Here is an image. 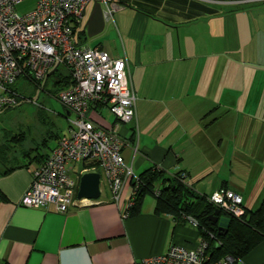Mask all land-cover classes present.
<instances>
[{"label":"crops","instance_id":"crops-1","mask_svg":"<svg viewBox=\"0 0 264 264\" xmlns=\"http://www.w3.org/2000/svg\"><path fill=\"white\" fill-rule=\"evenodd\" d=\"M39 1L21 0L16 11L26 14ZM221 2L236 7L222 10L215 0H113L100 4L103 29L88 36L91 3L75 39L126 62L135 117L118 130L129 144L124 160L134 176L152 166L168 176L182 171L198 194L209 196V187L210 195L232 191L254 211L264 199V15L251 14L244 0ZM93 111L97 124L116 125L106 107ZM65 135L27 140L29 160L10 174L2 175L0 164V264H138L171 245H198L196 226L156 215L155 198L146 195L140 213L127 217L133 178L116 201L107 179L102 191L99 169L88 163L69 173L79 185L83 171L98 172L97 200L84 199L65 213L20 206L34 172ZM236 264H264V241Z\"/></svg>","mask_w":264,"mask_h":264},{"label":"built area","instance_id":"built-area-1","mask_svg":"<svg viewBox=\"0 0 264 264\" xmlns=\"http://www.w3.org/2000/svg\"><path fill=\"white\" fill-rule=\"evenodd\" d=\"M112 1L40 0L32 11L19 14L16 5L21 0H0V113L17 105L20 97L13 85L19 78L41 91L47 76L58 66L64 67L72 78V85L55 97L68 113L69 132L34 172L20 206H54L65 213L84 202L76 199L78 183L69 173L75 164H97L116 201L125 181L137 180L124 160V149L129 144L118 130L120 124L135 117V96L126 62L112 59L97 48L79 45L75 39L85 8L91 3ZM97 106L106 107L116 125L104 128L97 124L93 119ZM209 201L229 217L240 219L246 212L241 196L232 191L217 190ZM206 247L201 240L192 249L171 245L166 253L138 264L234 263L231 256L207 263Z\"/></svg>","mask_w":264,"mask_h":264},{"label":"trees","instance_id":"trees-1","mask_svg":"<svg viewBox=\"0 0 264 264\" xmlns=\"http://www.w3.org/2000/svg\"><path fill=\"white\" fill-rule=\"evenodd\" d=\"M48 85L47 93L56 97L61 90L72 85L71 75L64 67L58 66L47 76L42 90ZM14 107H8L3 111ZM64 111L67 113L65 109ZM56 135L48 131L45 140ZM27 140L28 136L22 131L0 142V164L5 169L2 175L10 174L28 162L33 148H24ZM17 152L18 157L15 158L14 153ZM92 166L97 167V164ZM186 179L187 175L182 171L168 176L156 166L144 170L137 176V180L132 179L134 191L131 204L126 210L127 217H136L141 211L144 197L147 194L154 195L156 215H171L176 224L195 221L200 240L207 245V263L231 256L235 260L233 264H236L264 241V199L254 211L245 210L244 216L240 219L229 217L220 211L221 216L230 218L226 232L221 234L218 224L212 221L211 216L217 208L209 201L211 195L198 194L186 183ZM155 185L159 186L156 190Z\"/></svg>","mask_w":264,"mask_h":264},{"label":"rangeland","instance_id":"rangeland-1","mask_svg":"<svg viewBox=\"0 0 264 264\" xmlns=\"http://www.w3.org/2000/svg\"><path fill=\"white\" fill-rule=\"evenodd\" d=\"M215 1L217 2L216 6L222 10H230L236 7V5L221 2L226 0ZM262 1L264 0H244L246 4L244 8L246 6L248 9L246 10L253 15H264V2L262 3ZM254 9L258 11H253ZM48 88L49 85L46 86L45 90L41 91L23 78H19L16 81L13 89L17 92L20 99L13 109L0 113V142L22 131L28 136L30 144H36L38 140H42L48 131L54 134H68L69 123L64 116V108L55 97L47 93ZM145 123H150V120L147 119ZM50 144H53V142H50ZM76 167L78 169V166ZM99 172L102 176L101 187L103 191L106 188V178L101 169H99ZM72 177L76 178L74 174H72ZM192 184L199 185L194 181ZM157 188L158 185H155V190ZM210 189L209 187L205 193L210 195ZM146 197L155 198L152 194H147Z\"/></svg>","mask_w":264,"mask_h":264},{"label":"water","instance_id":"water-1","mask_svg":"<svg viewBox=\"0 0 264 264\" xmlns=\"http://www.w3.org/2000/svg\"><path fill=\"white\" fill-rule=\"evenodd\" d=\"M85 14L83 12L82 16ZM104 16L100 3L95 2L87 21V34L92 36L103 29ZM77 199L97 200L100 196V175L95 170L83 171L80 175ZM212 221L218 224L219 231L224 234L228 228L230 218L220 215V211L215 210L211 216Z\"/></svg>","mask_w":264,"mask_h":264}]
</instances>
